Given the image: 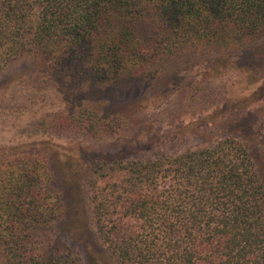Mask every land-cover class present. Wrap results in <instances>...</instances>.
<instances>
[{
  "label": "trees",
  "instance_id": "trees-1",
  "mask_svg": "<svg viewBox=\"0 0 264 264\" xmlns=\"http://www.w3.org/2000/svg\"><path fill=\"white\" fill-rule=\"evenodd\" d=\"M21 83L0 264H264V0H0Z\"/></svg>",
  "mask_w": 264,
  "mask_h": 264
},
{
  "label": "rangeland",
  "instance_id": "rangeland-1",
  "mask_svg": "<svg viewBox=\"0 0 264 264\" xmlns=\"http://www.w3.org/2000/svg\"><path fill=\"white\" fill-rule=\"evenodd\" d=\"M19 70V64L8 68L3 76V80L8 81L11 77L14 78L13 75ZM19 85L20 84L13 86L5 96L0 93V95L3 96H0V146L26 143L30 141V139H34L33 137L41 130L50 126V122L42 120L43 114L49 109L56 108L58 105L57 103L55 105L46 103L44 100L32 101L30 105L24 104L23 94L21 93L23 83H21L20 87ZM237 93L239 92H236L235 95H237ZM9 94L13 95L12 99ZM115 102L123 106L126 101L123 97L118 96ZM23 109L25 110L23 111ZM26 109L31 110L28 112ZM185 147V145L176 146L174 149L182 150ZM167 149H169V147L166 148V150Z\"/></svg>",
  "mask_w": 264,
  "mask_h": 264
}]
</instances>
